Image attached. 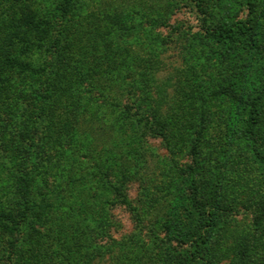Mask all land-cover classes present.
<instances>
[{
  "label": "trees",
  "instance_id": "obj_1",
  "mask_svg": "<svg viewBox=\"0 0 264 264\" xmlns=\"http://www.w3.org/2000/svg\"><path fill=\"white\" fill-rule=\"evenodd\" d=\"M248 4L252 14L255 3ZM92 5L0 0V238L14 251L10 261L102 264L108 254L115 264H214L221 241L213 237L227 200L203 196L195 178L199 167L184 169L189 193L170 205L150 200V189L137 201L129 197L134 153L117 135L137 125L170 146V110L151 95L153 90L163 95L168 86L153 81L154 67L145 88L134 83L132 7ZM203 37L239 58L244 52L251 59L264 56V36L253 15L229 26L208 24ZM263 116L264 97L258 93L243 122L249 139L257 138ZM98 128L110 135L109 144L97 136ZM187 128L181 123V133ZM132 138H126V148ZM254 150L264 167V152L255 144ZM119 203L135 226L132 234L114 239L109 207ZM263 215H256L254 229ZM234 249L235 264H249L256 252L248 240Z\"/></svg>",
  "mask_w": 264,
  "mask_h": 264
},
{
  "label": "rangeland",
  "instance_id": "obj_2",
  "mask_svg": "<svg viewBox=\"0 0 264 264\" xmlns=\"http://www.w3.org/2000/svg\"><path fill=\"white\" fill-rule=\"evenodd\" d=\"M253 2L255 10L250 14L248 0H90L92 6L107 10L132 7L128 20L136 26V32L128 37L136 66L134 83L144 86V79L154 67L153 81L168 86L163 95L155 90L151 95L157 101L161 98L170 110V146L162 137L137 125L117 135L118 139L124 138L125 149L134 153L128 168L133 177L126 181L129 197L137 201L144 190L150 189V200L170 205L176 196L189 193L190 179L184 169L199 167L195 178L203 196L214 194L216 203L220 198L227 200L221 229L213 237L221 241L214 264H235L234 248L244 240L256 250L249 264H264V241L260 239L264 221L254 229L256 215L264 214V167L254 150L255 144L264 152V116L255 140L244 134L243 125L253 98L258 93L264 97V56L251 59L244 52L239 54L245 58H239L235 52L212 46L203 37L208 24L229 26L252 15L264 36V0ZM247 65H251L249 70ZM144 96L143 104L147 105L150 100ZM181 123L188 125L183 133ZM102 131L98 128L97 136H103L109 144L110 135H102ZM130 134L133 138L126 148ZM194 144L198 145L197 151L193 150ZM102 149L96 145V150ZM109 212V231L114 239L133 233L134 221L124 204L110 205ZM146 224L152 226L151 222ZM13 256L9 242L0 238V264L15 263L10 261ZM115 259L107 254L100 262L115 264Z\"/></svg>",
  "mask_w": 264,
  "mask_h": 264
}]
</instances>
